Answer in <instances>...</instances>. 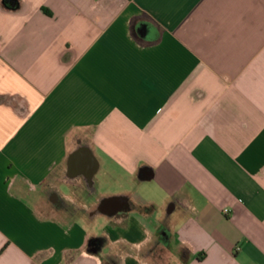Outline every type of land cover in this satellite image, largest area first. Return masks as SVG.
I'll list each match as a JSON object with an SVG mask.
<instances>
[{"label": "crops", "instance_id": "obj_1", "mask_svg": "<svg viewBox=\"0 0 264 264\" xmlns=\"http://www.w3.org/2000/svg\"><path fill=\"white\" fill-rule=\"evenodd\" d=\"M12 2L0 264H264V0Z\"/></svg>", "mask_w": 264, "mask_h": 264}, {"label": "water", "instance_id": "obj_2", "mask_svg": "<svg viewBox=\"0 0 264 264\" xmlns=\"http://www.w3.org/2000/svg\"><path fill=\"white\" fill-rule=\"evenodd\" d=\"M11 4H12L11 6H13V5L15 6V0H13V2ZM152 176H153L152 173H149L146 170H142L139 177L142 180H149L152 178Z\"/></svg>", "mask_w": 264, "mask_h": 264}, {"label": "built area", "instance_id": "obj_3", "mask_svg": "<svg viewBox=\"0 0 264 264\" xmlns=\"http://www.w3.org/2000/svg\"><path fill=\"white\" fill-rule=\"evenodd\" d=\"M224 211H225V212H228V210H227V209H225Z\"/></svg>", "mask_w": 264, "mask_h": 264}, {"label": "flooded vegetation", "instance_id": "obj_4", "mask_svg": "<svg viewBox=\"0 0 264 264\" xmlns=\"http://www.w3.org/2000/svg\"><path fill=\"white\" fill-rule=\"evenodd\" d=\"M72 210H77V209H72ZM162 241H164V240H162Z\"/></svg>", "mask_w": 264, "mask_h": 264}, {"label": "rangeland", "instance_id": "obj_5", "mask_svg": "<svg viewBox=\"0 0 264 264\" xmlns=\"http://www.w3.org/2000/svg\"><path fill=\"white\" fill-rule=\"evenodd\" d=\"M123 182H125L124 180L122 181V182H120V183H123Z\"/></svg>", "mask_w": 264, "mask_h": 264}]
</instances>
